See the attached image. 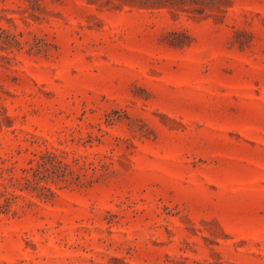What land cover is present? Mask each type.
I'll return each instance as SVG.
<instances>
[{
    "label": "rangeland",
    "instance_id": "1",
    "mask_svg": "<svg viewBox=\"0 0 264 264\" xmlns=\"http://www.w3.org/2000/svg\"><path fill=\"white\" fill-rule=\"evenodd\" d=\"M0 264H264V0H0Z\"/></svg>",
    "mask_w": 264,
    "mask_h": 264
},
{
    "label": "trees",
    "instance_id": "2",
    "mask_svg": "<svg viewBox=\"0 0 264 264\" xmlns=\"http://www.w3.org/2000/svg\"><path fill=\"white\" fill-rule=\"evenodd\" d=\"M87 3L111 9H166L173 16L181 13L192 18L211 17L215 20H220L231 7V0H87ZM171 44L175 43L171 42ZM51 172L57 175L60 170L53 166ZM39 188L51 193L44 186H39Z\"/></svg>",
    "mask_w": 264,
    "mask_h": 264
}]
</instances>
